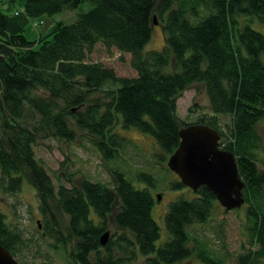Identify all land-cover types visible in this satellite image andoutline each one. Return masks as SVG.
<instances>
[{
	"label": "trees",
	"instance_id": "obj_1",
	"mask_svg": "<svg viewBox=\"0 0 264 264\" xmlns=\"http://www.w3.org/2000/svg\"><path fill=\"white\" fill-rule=\"evenodd\" d=\"M86 3L89 8L82 10ZM75 10L73 22L55 23L35 42L25 38L32 20ZM154 17L163 29L160 51L145 50ZM96 46L121 60L129 56L136 76L119 77L111 67L92 61ZM196 85L204 87L208 111L185 121L177 115V100ZM198 108L192 105L190 113ZM222 116L228 118L225 127L220 125ZM260 121L264 0H8L5 10L0 5V191L18 193L25 182L32 187L42 216L53 220L46 228L55 240L54 251L63 252L67 264H133L139 258L142 264H183L191 258L225 264L226 255L191 233L215 213L217 201L204 186L169 203L164 215L168 238L156 245L160 229L151 210L154 194L161 191L152 190L161 176L150 171L152 166L131 140L114 132L116 123L149 138L153 156L165 163L179 146L182 128L203 125L216 130L220 150L234 155L244 184V205L231 211H243L246 219L245 244L234 264H261ZM50 138L86 142L109 166V183L83 179L74 185L60 167L57 178L66 175L71 186L55 189L35 154L39 142ZM131 158L143 159L149 167L133 168L127 163ZM170 188L185 187L177 179ZM55 201L68 217L63 233L52 214ZM110 227L115 230L102 247L100 237ZM29 242L0 211V246L14 259L32 255V264L37 256ZM34 264L52 263L45 259Z\"/></svg>",
	"mask_w": 264,
	"mask_h": 264
},
{
	"label": "rangeland",
	"instance_id": "obj_2",
	"mask_svg": "<svg viewBox=\"0 0 264 264\" xmlns=\"http://www.w3.org/2000/svg\"><path fill=\"white\" fill-rule=\"evenodd\" d=\"M7 2L8 0H0L2 10L6 9ZM88 8L89 5L87 3L81 6L82 10H87ZM76 13V10L71 12L64 11L53 17L44 16L32 20L31 22L37 25L33 24L32 26L30 22L24 36L29 42H35L39 36L48 35L52 31L55 23L61 21L65 23L73 22ZM256 26L258 27V25ZM151 31V41L145 50L160 51L164 46L163 29L158 24L157 26H153ZM90 59L100 62L107 67H111L119 77L136 76V73L129 66V56H124V59L121 60L117 53L110 55L101 46H96ZM194 104H197L199 108L195 112L190 113L189 108L191 109ZM208 105L209 102L203 85H196L177 100V115L185 121H194L202 113H207ZM219 120L221 127H225L228 118L222 116ZM256 130L262 139L261 152L264 155V121H260L257 124ZM114 132L129 141L131 140L133 145L138 149L133 145L131 147L142 154L143 159L152 166L150 171L161 176H157L160 178V184L156 189L152 190V192H156V190L161 191L158 193L161 195V200L158 201L157 193H155L151 215L160 229V238L156 242V245L163 244L168 238L164 224V215L168 210L169 203L179 195H184L185 197L191 196L192 191L188 188L180 190L170 188V183L173 180H177L178 177L168 169L167 163L159 162L157 156H153V148L149 138L141 135L134 128L124 129L118 123L114 125ZM35 154L47 169L48 174L52 177L55 189L60 184L67 188L71 184L79 185L83 179H89L94 182L99 181L106 184L109 183V166L100 154L84 141L77 140L75 143L68 144L61 140L50 138L39 142L35 148ZM127 155L134 157L133 151H129ZM143 159L135 158L132 160L131 158L127 163L129 162V165L133 168L140 165L148 168L149 165L144 163ZM60 167L64 171H68L67 175H71V184L68 181L65 182L66 175L63 179L57 178L59 175L61 176V173L59 174L58 172ZM55 177L56 180L54 179ZM51 210L53 217L59 224L60 232H65L68 217L63 213L56 201L52 203ZM0 211L5 214L6 222L10 226L17 227L22 231L23 237L27 240L29 239L30 250L32 254L37 256V259L31 262L32 264L45 259L49 260L52 264H67L66 255L61 251H54L55 240L50 236L49 227L46 228L47 221H50L49 224H52L53 220L50 216H47V218L42 216L34 191L28 183L25 182L21 191L12 195L4 194L0 191ZM245 221L243 211L238 213L224 212V209L217 202L215 213L208 224L193 227L191 233L193 236L199 237V240L201 239L203 242H206L217 254L226 255L225 264H234V257L242 251V246L245 244V232L242 226ZM114 230L113 227H110L107 231L113 234ZM69 248L70 245L68 246ZM32 257L30 255L27 259L25 256V258H17L15 261L18 264H23L24 262L30 264ZM143 260V258H139L133 264H142ZM183 264L201 263L195 258H191L184 261ZM261 264H264V260H262Z\"/></svg>",
	"mask_w": 264,
	"mask_h": 264
},
{
	"label": "water",
	"instance_id": "obj_3",
	"mask_svg": "<svg viewBox=\"0 0 264 264\" xmlns=\"http://www.w3.org/2000/svg\"><path fill=\"white\" fill-rule=\"evenodd\" d=\"M153 18L152 26H157ZM180 143L167 161L168 169L180 183L196 192L206 187L225 212L235 211L244 205L242 183L236 160L230 152L220 150L219 133L208 126L192 125L179 132ZM158 201L161 195H157ZM110 238L109 232L100 237L104 247ZM0 264H18L10 253L0 246Z\"/></svg>",
	"mask_w": 264,
	"mask_h": 264
}]
</instances>
